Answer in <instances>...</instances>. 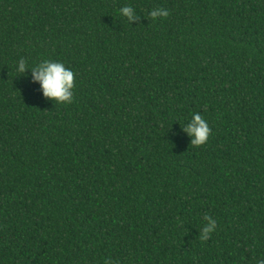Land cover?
Segmentation results:
<instances>
[{
    "label": "trees",
    "instance_id": "16d2710c",
    "mask_svg": "<svg viewBox=\"0 0 264 264\" xmlns=\"http://www.w3.org/2000/svg\"><path fill=\"white\" fill-rule=\"evenodd\" d=\"M21 58L71 68L73 102ZM109 259L264 260V0H0V264Z\"/></svg>",
    "mask_w": 264,
    "mask_h": 264
},
{
    "label": "clouds",
    "instance_id": "9594fccd",
    "mask_svg": "<svg viewBox=\"0 0 264 264\" xmlns=\"http://www.w3.org/2000/svg\"><path fill=\"white\" fill-rule=\"evenodd\" d=\"M119 13L127 18L130 24L138 20V16L131 6L122 7ZM169 15V10L166 8H155L149 12V16L153 21L167 18ZM15 70L20 74H25L30 70L31 80L33 83L40 85L43 97L56 104H71L73 102L75 73L71 68L66 67L63 62L45 59L39 64L29 67L27 61L21 58L17 61ZM183 130L191 138V145L194 147L206 144L211 135V129L207 121L198 112L191 114V119L183 126ZM203 220L206 223L199 235L202 241L207 240L217 227L216 220L211 216L205 215ZM105 264H112V261L110 259L105 260ZM259 264H264V260H261Z\"/></svg>",
    "mask_w": 264,
    "mask_h": 264
}]
</instances>
